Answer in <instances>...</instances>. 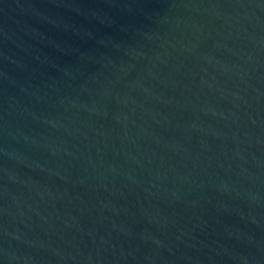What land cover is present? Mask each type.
Returning a JSON list of instances; mask_svg holds the SVG:
<instances>
[{"label":"water","instance_id":"1","mask_svg":"<svg viewBox=\"0 0 264 264\" xmlns=\"http://www.w3.org/2000/svg\"><path fill=\"white\" fill-rule=\"evenodd\" d=\"M0 264H264V0H0Z\"/></svg>","mask_w":264,"mask_h":264}]
</instances>
